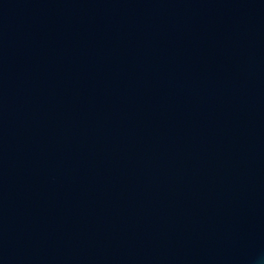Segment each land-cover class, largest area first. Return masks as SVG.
Here are the masks:
<instances>
[{
  "label": "water",
  "instance_id": "water-1",
  "mask_svg": "<svg viewBox=\"0 0 264 264\" xmlns=\"http://www.w3.org/2000/svg\"><path fill=\"white\" fill-rule=\"evenodd\" d=\"M0 264H264V0H0Z\"/></svg>",
  "mask_w": 264,
  "mask_h": 264
}]
</instances>
